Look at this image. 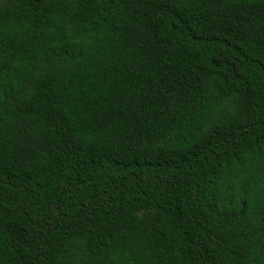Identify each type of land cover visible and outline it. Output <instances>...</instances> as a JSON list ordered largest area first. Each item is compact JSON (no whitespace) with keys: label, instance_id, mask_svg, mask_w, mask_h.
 Listing matches in <instances>:
<instances>
[{"label":"trees","instance_id":"obj_1","mask_svg":"<svg viewBox=\"0 0 264 264\" xmlns=\"http://www.w3.org/2000/svg\"><path fill=\"white\" fill-rule=\"evenodd\" d=\"M0 264H264V0H0Z\"/></svg>","mask_w":264,"mask_h":264}]
</instances>
